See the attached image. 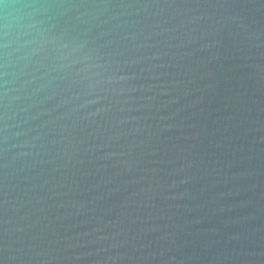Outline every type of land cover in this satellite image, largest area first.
<instances>
[{
    "label": "water",
    "instance_id": "95a60500",
    "mask_svg": "<svg viewBox=\"0 0 264 264\" xmlns=\"http://www.w3.org/2000/svg\"><path fill=\"white\" fill-rule=\"evenodd\" d=\"M0 264H264V0H0Z\"/></svg>",
    "mask_w": 264,
    "mask_h": 264
}]
</instances>
